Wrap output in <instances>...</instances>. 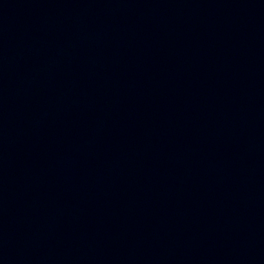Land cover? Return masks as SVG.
Instances as JSON below:
<instances>
[{"label":"water","instance_id":"obj_1","mask_svg":"<svg viewBox=\"0 0 264 264\" xmlns=\"http://www.w3.org/2000/svg\"><path fill=\"white\" fill-rule=\"evenodd\" d=\"M0 264H264V0H0Z\"/></svg>","mask_w":264,"mask_h":264}]
</instances>
